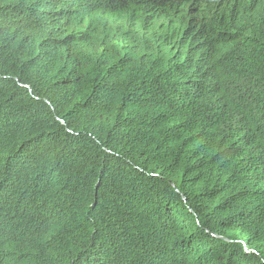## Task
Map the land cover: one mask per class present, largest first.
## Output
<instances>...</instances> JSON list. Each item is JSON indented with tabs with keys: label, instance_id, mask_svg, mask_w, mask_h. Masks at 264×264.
<instances>
[{
	"label": "trees",
	"instance_id": "1",
	"mask_svg": "<svg viewBox=\"0 0 264 264\" xmlns=\"http://www.w3.org/2000/svg\"><path fill=\"white\" fill-rule=\"evenodd\" d=\"M0 264H264V0H0Z\"/></svg>",
	"mask_w": 264,
	"mask_h": 264
}]
</instances>
